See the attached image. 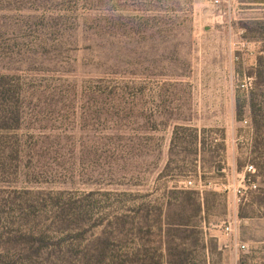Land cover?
Returning a JSON list of instances; mask_svg holds the SVG:
<instances>
[{
	"label": "rangeland",
	"instance_id": "1",
	"mask_svg": "<svg viewBox=\"0 0 264 264\" xmlns=\"http://www.w3.org/2000/svg\"><path fill=\"white\" fill-rule=\"evenodd\" d=\"M0 75L26 97L0 130V251L42 235L45 264H96L107 240L110 264H264V0H0ZM248 165L238 203L219 185Z\"/></svg>",
	"mask_w": 264,
	"mask_h": 264
},
{
	"label": "trees",
	"instance_id": "2",
	"mask_svg": "<svg viewBox=\"0 0 264 264\" xmlns=\"http://www.w3.org/2000/svg\"><path fill=\"white\" fill-rule=\"evenodd\" d=\"M257 79L259 75L256 74ZM259 82V79H258ZM20 83L15 81L9 75H0V130L2 131H11L18 130L21 128L23 123V103L26 99L24 95V90L21 89ZM241 105L239 101L237 103V117L238 120L242 119ZM256 128L259 127V123L255 120ZM183 127L177 126L175 129V134L173 138V145L176 144L179 139V131ZM192 138L195 144L200 140L203 143V139H200L199 131L196 129H192ZM197 152V151H196ZM261 158V157H259ZM36 236V235H24L22 239L23 242L32 244V249L30 252L25 251V255L27 258L19 259L17 256L12 254V250L9 251H0V264H45L42 262L43 256L48 254L50 248V241L46 236ZM37 245V246H36ZM51 253H49L50 255ZM13 255V256H12ZM111 255L109 252V242L108 240L103 244V249L98 251V255L96 257V264H110Z\"/></svg>",
	"mask_w": 264,
	"mask_h": 264
},
{
	"label": "built area",
	"instance_id": "3",
	"mask_svg": "<svg viewBox=\"0 0 264 264\" xmlns=\"http://www.w3.org/2000/svg\"><path fill=\"white\" fill-rule=\"evenodd\" d=\"M253 84V78L249 77L246 78L240 88L242 90H250L252 88ZM185 188L190 190H197L204 193L207 186H205L201 181L197 183L196 181L190 179L184 182ZM217 186V185H216ZM258 183H257V169L254 165H248L243 172V176L241 177V180L238 183L232 184H220L219 188L231 193L235 196L238 203H243L245 201H248L251 194L258 189ZM217 230L222 231L224 234L231 236L234 232L233 226L231 223L227 221L219 222L217 225H213ZM240 248L242 250L247 249L246 244H241Z\"/></svg>",
	"mask_w": 264,
	"mask_h": 264
},
{
	"label": "crops",
	"instance_id": "4",
	"mask_svg": "<svg viewBox=\"0 0 264 264\" xmlns=\"http://www.w3.org/2000/svg\"><path fill=\"white\" fill-rule=\"evenodd\" d=\"M224 172H225V171H224ZM238 174H239L240 176L243 175V173L241 174V173H239V172H238ZM229 196L232 197L231 194H230ZM232 198H233V197H232ZM233 200H234V199H233ZM235 202H236V201H235ZM219 222H221V220H220ZM219 222H218V223H219ZM218 223H216V224H218ZM214 224H215V223L212 222V223H210L209 225H210V227H213ZM211 229H212V228H211Z\"/></svg>",
	"mask_w": 264,
	"mask_h": 264
}]
</instances>
